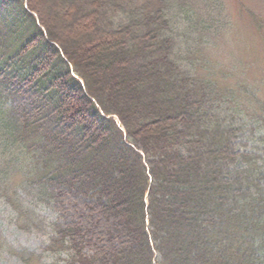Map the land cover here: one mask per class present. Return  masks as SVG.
<instances>
[{
    "label": "trees",
    "instance_id": "trees-1",
    "mask_svg": "<svg viewBox=\"0 0 264 264\" xmlns=\"http://www.w3.org/2000/svg\"><path fill=\"white\" fill-rule=\"evenodd\" d=\"M27 6L0 0V203L43 246L4 240L0 264H264V104L241 103L240 81L221 94L201 49L228 24L220 2ZM249 114L263 127L237 151Z\"/></svg>",
    "mask_w": 264,
    "mask_h": 264
},
{
    "label": "rangeland",
    "instance_id": "rangeland-1",
    "mask_svg": "<svg viewBox=\"0 0 264 264\" xmlns=\"http://www.w3.org/2000/svg\"><path fill=\"white\" fill-rule=\"evenodd\" d=\"M69 1L27 0V3L24 4L25 0H22V3L27 9V4H30L33 9L34 7L39 8L43 16H50L51 19L57 20L61 16L63 17ZM218 1L220 2L221 16L227 19L228 25L222 29L221 34H218L209 43L210 47L201 48L202 52L212 65L217 66V70L227 72L225 78L215 76L221 94L231 95L230 88L234 90L235 81H240L238 84L240 91H237L238 100L243 104L247 102L244 105L249 109L254 107L255 113H257L264 104V0ZM186 23L189 26L192 24L189 19H183L182 24ZM60 24L63 27L60 28L59 25L60 33H55L56 36L71 34L72 32L77 41L82 40L86 45L92 44L96 40V34L93 31H80V28L72 27L69 23ZM46 26L50 29L48 24ZM257 26H263L262 32L257 29ZM52 33H54L53 30ZM80 35H83L82 39ZM233 64L237 65L236 69H234ZM200 71L203 75H207L203 70L200 69ZM254 99L255 102H253ZM256 116V114H249L248 119L242 117L243 121L239 118L233 119L234 127L238 128L237 138L234 139L237 151H240L241 137L246 141L245 146L252 148L257 145L254 144L251 137L257 139L260 132L258 128L262 129L263 123L257 124L256 122L254 132H252L254 124H248V121H255ZM8 210L0 203V243L6 245V241L13 244L15 248L25 249L31 255L41 253L42 239L36 235L18 231L12 226L7 227L11 215L10 210ZM36 211L47 223L53 220L52 212L44 206H37ZM29 263H32L31 257H29Z\"/></svg>",
    "mask_w": 264,
    "mask_h": 264
}]
</instances>
